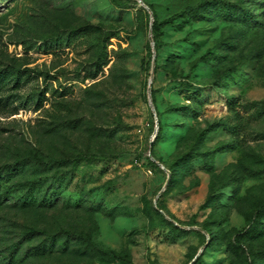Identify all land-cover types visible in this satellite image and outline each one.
<instances>
[{"label": "rangeland", "instance_id": "obj_1", "mask_svg": "<svg viewBox=\"0 0 264 264\" xmlns=\"http://www.w3.org/2000/svg\"><path fill=\"white\" fill-rule=\"evenodd\" d=\"M142 1L0 0V264H264V0Z\"/></svg>", "mask_w": 264, "mask_h": 264}, {"label": "trees", "instance_id": "obj_2", "mask_svg": "<svg viewBox=\"0 0 264 264\" xmlns=\"http://www.w3.org/2000/svg\"><path fill=\"white\" fill-rule=\"evenodd\" d=\"M203 3L204 2H198L196 4L188 5V6H186L185 11H190V12L198 11L203 6ZM153 17L156 19V16H155L154 12H153ZM169 19L170 18L164 19V20H162L160 22H157L155 24L153 23V28L154 29H158L161 25H163ZM159 130H160V124L158 122V132H159ZM32 158H34V160H36V161H39V162L41 161V159L38 156H36L35 154L32 155ZM50 161H54V159L50 158ZM159 216H160L161 219L164 218V215L161 212H159ZM106 253L113 255L115 258L124 259V260L130 262V258L126 254H121V253L115 252V251H113L111 249L106 250Z\"/></svg>", "mask_w": 264, "mask_h": 264}, {"label": "water", "instance_id": "obj_3", "mask_svg": "<svg viewBox=\"0 0 264 264\" xmlns=\"http://www.w3.org/2000/svg\"><path fill=\"white\" fill-rule=\"evenodd\" d=\"M138 1H139L140 4H144L142 0H138ZM157 128H158V126H157ZM157 128H155V132L157 131Z\"/></svg>", "mask_w": 264, "mask_h": 264}]
</instances>
